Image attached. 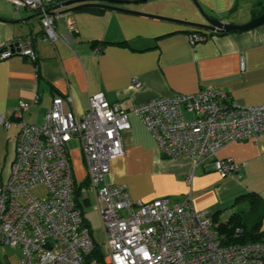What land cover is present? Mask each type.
I'll list each match as a JSON object with an SVG mask.
<instances>
[{"label":"built area","instance_id":"built-area-1","mask_svg":"<svg viewBox=\"0 0 264 264\" xmlns=\"http://www.w3.org/2000/svg\"><path fill=\"white\" fill-rule=\"evenodd\" d=\"M8 1L16 10L42 12L45 40L58 38L54 23L62 13L51 8L55 0ZM189 39L195 44L206 36L191 33ZM13 55L32 64L39 60L32 38L0 46V61ZM140 86L133 78L131 89ZM38 102L36 94L19 101L10 119L0 114L5 129L19 128L16 158L6 174L0 159V244L21 248L20 264H264V241L224 244L211 213L197 209L191 197L182 203L168 197L136 201L127 185L110 178L111 161L125 154L131 113L166 157L190 158L196 166L211 161L221 176H240L242 164L218 154L229 142L264 137V104L240 105L228 91L204 87L151 99L131 112L98 93L78 114L72 97L58 95L38 125L24 117ZM76 141L103 222L100 246L75 201L70 145ZM39 188L43 195L33 193ZM97 248L102 259L92 257Z\"/></svg>","mask_w":264,"mask_h":264},{"label":"crops","instance_id":"crops-1","mask_svg":"<svg viewBox=\"0 0 264 264\" xmlns=\"http://www.w3.org/2000/svg\"><path fill=\"white\" fill-rule=\"evenodd\" d=\"M260 2L264 0H149L145 8L121 6L197 23H207L210 16L244 24L251 21L252 9ZM36 13L16 10L8 0H0V46L32 38L39 56L36 64L22 55L0 61V114L8 119L19 101L36 94L38 104L24 117L38 125L45 122L58 95L72 97L78 114L87 111L89 97L98 93L131 112L151 99L204 87L224 89L240 105L264 104V23L191 44L194 27L88 7L62 13L54 23L58 38L50 42ZM133 78L141 83L138 89H131ZM130 122L132 128L123 133L125 154L111 161L110 178L127 185L133 200L168 197L182 203L191 197L197 209L217 213L220 221L239 209L236 199L242 195L256 192L264 201V137L224 145L218 156L233 158L242 166L240 176L223 177L211 161L196 166L190 158L166 157L140 117L131 113ZM18 133L16 126L0 125L5 174L16 158ZM81 172V177L87 176L85 168ZM18 248H11L12 254L1 260L20 264Z\"/></svg>","mask_w":264,"mask_h":264},{"label":"trees","instance_id":"trees-1","mask_svg":"<svg viewBox=\"0 0 264 264\" xmlns=\"http://www.w3.org/2000/svg\"><path fill=\"white\" fill-rule=\"evenodd\" d=\"M59 1L62 2L63 0H59ZM58 4H59L58 2L52 4L51 8H54V6ZM102 9L103 8H99V10ZM263 13H264V3L260 2L258 3L257 9L256 7H253L252 9V19ZM209 17L210 16H208V18ZM192 33H198L199 35L206 36L207 39L208 37H212L214 35H222L228 32L207 33L206 31L196 28ZM87 178H88V174L85 177L84 181L82 182L81 186L78 188V190H76L77 188H75V201L81 207H83V205L80 202L79 194L81 192L82 187L87 186L88 184ZM242 197L247 198V200L245 201H249L248 205L239 208L238 210L231 213L226 221H220L217 213L211 214L213 225L218 230L224 244L227 245L245 244V243H252L257 241H264V229L262 228L264 221V201L262 198L259 197V195L256 192H249L245 195H242L241 197H238L236 199L237 202H241L240 200L242 199ZM85 202L89 203L87 199L85 200ZM85 221L86 224L91 228V225L86 218ZM239 229H241V231H238ZM96 241L100 246L101 243L97 239ZM92 257L102 259L100 248H97L93 252ZM0 264H6V263L0 259Z\"/></svg>","mask_w":264,"mask_h":264},{"label":"water","instance_id":"water-1","mask_svg":"<svg viewBox=\"0 0 264 264\" xmlns=\"http://www.w3.org/2000/svg\"><path fill=\"white\" fill-rule=\"evenodd\" d=\"M148 1L149 0H63L58 5L54 6V8L59 9L61 13L73 12V11L88 8V7L104 8V9L116 10L120 12L131 13L135 15L154 18V19H158L162 21L179 23L181 25L194 27L197 29H201L203 31L222 32V33L238 31V30H249V29H253L264 23V13L251 19V21L244 23V24H236L234 22L215 19L212 17H209V18L206 17L208 21L207 23H197V22H192V21H188L184 19H177V18L156 15V14L142 12V11L131 10V9H127L121 6L124 4L146 3ZM64 8H67V9H64ZM47 12H50V10H47ZM41 15H42V12H37L34 16H41Z\"/></svg>","mask_w":264,"mask_h":264},{"label":"rangeland","instance_id":"rangeland-1","mask_svg":"<svg viewBox=\"0 0 264 264\" xmlns=\"http://www.w3.org/2000/svg\"><path fill=\"white\" fill-rule=\"evenodd\" d=\"M54 3H56V0L54 1ZM124 5H126V7L145 8V3L124 4ZM70 146L71 148L73 147V149L70 151V157H71L72 167L75 172L74 178H75V182L77 186L76 190H78V188L81 186L82 182L85 179V177H81L82 175L81 171L84 170V168L86 169V167L84 166V163H83V157H82V152L79 148V143L76 141V142L71 143ZM33 193H36L38 195H43L44 190L39 188L37 190H34ZM79 199L83 205L85 218L90 223L92 231L95 234V238L99 242L103 243L105 240V232L103 229V222L101 219L100 212L97 208L96 199H95L93 192L90 191L87 187L83 186L79 194ZM86 199L89 200V203L85 202ZM248 202L249 201L239 202L238 207L239 208L245 207L248 205ZM18 249H14V250L19 251ZM10 254H12V249L10 247H7L5 245L0 246V259L4 260L5 255H10Z\"/></svg>","mask_w":264,"mask_h":264}]
</instances>
